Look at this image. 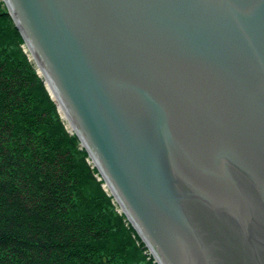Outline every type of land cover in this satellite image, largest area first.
<instances>
[{"label": "water", "instance_id": "obj_1", "mask_svg": "<svg viewBox=\"0 0 264 264\" xmlns=\"http://www.w3.org/2000/svg\"><path fill=\"white\" fill-rule=\"evenodd\" d=\"M3 1L157 264H264V0Z\"/></svg>", "mask_w": 264, "mask_h": 264}, {"label": "trees", "instance_id": "obj_2", "mask_svg": "<svg viewBox=\"0 0 264 264\" xmlns=\"http://www.w3.org/2000/svg\"><path fill=\"white\" fill-rule=\"evenodd\" d=\"M23 45L0 0V264H157Z\"/></svg>", "mask_w": 264, "mask_h": 264}, {"label": "rangeland", "instance_id": "obj_3", "mask_svg": "<svg viewBox=\"0 0 264 264\" xmlns=\"http://www.w3.org/2000/svg\"><path fill=\"white\" fill-rule=\"evenodd\" d=\"M4 2V1H3ZM5 4V3H4ZM6 7V6H5ZM6 10H7V8H6ZM25 44V43H24ZM23 47H24V51H25V48H26V46L25 45H23ZM29 56H30V54H29ZM30 58H31V56H30ZM33 62V61H32ZM33 64H34V62H33ZM36 66V65H35ZM36 71H37V67H36ZM38 72V71H37ZM43 81H44V79H43ZM52 97V96H51ZM56 103V102H55ZM56 107H57V104H56ZM58 108V107H57ZM59 112V111H58ZM60 114V113H59ZM62 118V117H61ZM64 119V118H63ZM65 121V120H64ZM65 126H66V128H68V131L70 130V128L67 126V123H66V121H65ZM88 159H90L89 157H88ZM96 168V167H95ZM95 176H96V178L98 179V180H101L102 178L100 177L101 175H97V174H95ZM103 180V179H102ZM102 188L104 189V191L105 192H107V193H109L110 194V192L108 191V190H106V188H105V186H104V182H102ZM113 197V196H112ZM112 202L113 203H115V211L117 212V214H122L123 212H122V210L119 208V206H118V204L115 202V200L112 198ZM124 219H126V222L128 221L127 220V218H126V215H125V218ZM129 222V221H128ZM130 224V223H129ZM132 226V225H131ZM136 233V232H135ZM137 234V233H136ZM141 242H142V240H141ZM143 244H144V242H142ZM147 247V246H146ZM145 252L147 253V255L149 256V257H152L151 256V254H150V252H149V250H148V248L145 250ZM153 260V259H152ZM153 262H156L155 260H153ZM156 264V263H155Z\"/></svg>", "mask_w": 264, "mask_h": 264}, {"label": "bare ground", "instance_id": "obj_4", "mask_svg": "<svg viewBox=\"0 0 264 264\" xmlns=\"http://www.w3.org/2000/svg\"><path fill=\"white\" fill-rule=\"evenodd\" d=\"M25 50L28 52L27 48H25ZM29 53V52H28ZM61 112L63 113V111L61 110ZM65 120V119H64ZM66 121V120H65ZM67 126L70 128V126L67 124ZM71 133L74 131L73 129L69 130ZM89 162L93 165V163L91 162V160H89Z\"/></svg>", "mask_w": 264, "mask_h": 264}]
</instances>
